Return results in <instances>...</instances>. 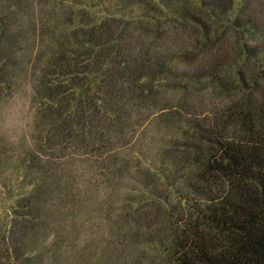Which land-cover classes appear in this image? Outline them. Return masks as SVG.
<instances>
[{"label": "trees", "instance_id": "16d2710c", "mask_svg": "<svg viewBox=\"0 0 264 264\" xmlns=\"http://www.w3.org/2000/svg\"><path fill=\"white\" fill-rule=\"evenodd\" d=\"M177 1L0 0V264H264V58Z\"/></svg>", "mask_w": 264, "mask_h": 264}, {"label": "rangeland", "instance_id": "374dc122", "mask_svg": "<svg viewBox=\"0 0 264 264\" xmlns=\"http://www.w3.org/2000/svg\"><path fill=\"white\" fill-rule=\"evenodd\" d=\"M181 1L178 0L177 3H181ZM243 1L204 0L206 4L216 6L222 17L220 25L209 19L205 12L194 15L196 19L194 21L197 23L199 30L203 29L205 33H209V36L212 37L219 32L223 33L222 48L219 55H221L220 58L223 64L231 65L232 76L230 77L232 78L230 80H234V82L240 77L248 79L252 75L257 76L264 58V0H247L245 6H243L244 9H239L238 6ZM182 70L194 73L195 66L185 65ZM200 80L204 87V96L202 108L198 110L202 113L201 120L206 119L208 122L209 118H206V114H208L210 108L215 107L214 104L219 98L217 99V94L211 86L213 84L210 83L207 77L200 76ZM18 121L17 116L11 117L12 125L18 126ZM165 195L169 199V194L165 193Z\"/></svg>", "mask_w": 264, "mask_h": 264}]
</instances>
